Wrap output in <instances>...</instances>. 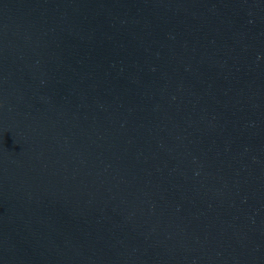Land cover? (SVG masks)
I'll return each mask as SVG.
<instances>
[{
	"label": "water",
	"instance_id": "95a60500",
	"mask_svg": "<svg viewBox=\"0 0 264 264\" xmlns=\"http://www.w3.org/2000/svg\"><path fill=\"white\" fill-rule=\"evenodd\" d=\"M0 264H264V0H0Z\"/></svg>",
	"mask_w": 264,
	"mask_h": 264
}]
</instances>
